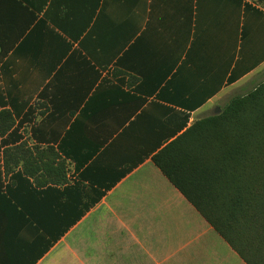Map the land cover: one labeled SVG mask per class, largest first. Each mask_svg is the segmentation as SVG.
<instances>
[{
  "label": "crops",
  "instance_id": "obj_1",
  "mask_svg": "<svg viewBox=\"0 0 264 264\" xmlns=\"http://www.w3.org/2000/svg\"><path fill=\"white\" fill-rule=\"evenodd\" d=\"M0 54V264H246L151 157L264 70V7L0 0Z\"/></svg>",
  "mask_w": 264,
  "mask_h": 264
},
{
  "label": "trees",
  "instance_id": "obj_2",
  "mask_svg": "<svg viewBox=\"0 0 264 264\" xmlns=\"http://www.w3.org/2000/svg\"><path fill=\"white\" fill-rule=\"evenodd\" d=\"M179 116L152 162L246 264H264V83L190 126Z\"/></svg>",
  "mask_w": 264,
  "mask_h": 264
},
{
  "label": "rangeland",
  "instance_id": "obj_3",
  "mask_svg": "<svg viewBox=\"0 0 264 264\" xmlns=\"http://www.w3.org/2000/svg\"><path fill=\"white\" fill-rule=\"evenodd\" d=\"M250 1L258 4L261 7H264V0H250ZM262 83H264V70H262L259 74L255 75L249 81H247L244 85H242V87H239L235 91L228 94V96H226V98H224V102H226V104H227L232 98H234L236 96H244L247 93L253 91L254 88H256L257 86H259ZM226 104L224 103L222 105H219L218 107H215L214 109L212 108L211 110H209L207 112H202V113L197 115V118L203 119V118L208 117V116L218 115L221 113V111L223 110V107ZM216 109H219V112L217 114L214 113ZM254 243L255 242H253V244ZM257 247H259V245H257Z\"/></svg>",
  "mask_w": 264,
  "mask_h": 264
},
{
  "label": "water",
  "instance_id": "obj_4",
  "mask_svg": "<svg viewBox=\"0 0 264 264\" xmlns=\"http://www.w3.org/2000/svg\"><path fill=\"white\" fill-rule=\"evenodd\" d=\"M218 112H219V109H216L214 113L217 114Z\"/></svg>",
  "mask_w": 264,
  "mask_h": 264
}]
</instances>
